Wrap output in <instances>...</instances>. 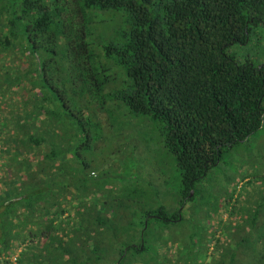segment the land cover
Here are the masks:
<instances>
[{
  "label": "trees",
  "instance_id": "trees-1",
  "mask_svg": "<svg viewBox=\"0 0 264 264\" xmlns=\"http://www.w3.org/2000/svg\"><path fill=\"white\" fill-rule=\"evenodd\" d=\"M261 33L264 0H0V264H264V153L221 165L264 130ZM139 118L172 203L120 172Z\"/></svg>",
  "mask_w": 264,
  "mask_h": 264
},
{
  "label": "rangeland",
  "instance_id": "rangeland-1",
  "mask_svg": "<svg viewBox=\"0 0 264 264\" xmlns=\"http://www.w3.org/2000/svg\"><path fill=\"white\" fill-rule=\"evenodd\" d=\"M261 34L264 36V33ZM263 44L264 42L262 41L261 45ZM250 58L257 61V63H260V65L264 64V47L260 48L258 50V53L256 54L255 51L251 53ZM129 127L132 128V132H135V139L133 140V143H130L129 147L123 150V152L118 153L120 154V156L126 157V162L122 163V165L126 168L123 169L124 171L122 170L120 172L125 174V177L134 176L136 179H138L139 182L142 183V185L144 183L152 185V180L153 178H155L153 176V171H159L160 173L162 171L165 180L168 181L169 189L172 188V190L168 191L169 189L166 190L165 188L162 190L160 189V191H162L161 195L162 198H167V202L170 201L172 203L173 201H175L174 189L177 185V181L179 180V170L177 169V165L173 157L164 148L159 137L154 133L155 131L150 128V124L147 121L140 120L139 118L138 122H133V125H130ZM142 127L143 129L141 130ZM144 133L146 134V140L144 138L145 135L143 136ZM116 141L119 145L123 143V141L120 139H116ZM254 152H260L261 154L264 153V130L259 134L252 136L246 143L236 146L235 148L227 152L224 161L226 160L228 164H224V162H222L221 165L222 167L225 166L226 168H228L227 173L230 177H237L235 175V171L233 170L235 169V167L231 166L236 165L235 162L238 161L237 159H240V161H244L248 159L251 153ZM106 154H108V151L102 153L103 156H105ZM109 155L108 157H110ZM159 158L160 160H162V162H164L163 165L159 162ZM127 172L128 175L126 174ZM248 172H252V170L248 168ZM130 173L132 175H129ZM208 177H210V180H204L206 181V183L204 184L206 190L208 192L219 191L223 185V175H218L216 181L212 180L214 178L212 174H210ZM165 190L168 191V195H166ZM147 244L149 245V241H147Z\"/></svg>",
  "mask_w": 264,
  "mask_h": 264
},
{
  "label": "water",
  "instance_id": "water-1",
  "mask_svg": "<svg viewBox=\"0 0 264 264\" xmlns=\"http://www.w3.org/2000/svg\"><path fill=\"white\" fill-rule=\"evenodd\" d=\"M193 194V193H192Z\"/></svg>",
  "mask_w": 264,
  "mask_h": 264
}]
</instances>
